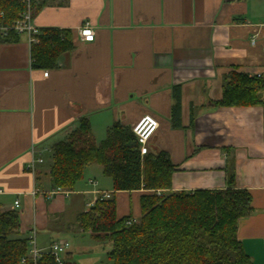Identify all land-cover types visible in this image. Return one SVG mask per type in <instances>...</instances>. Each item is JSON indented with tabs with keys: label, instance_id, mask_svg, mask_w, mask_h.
<instances>
[{
	"label": "crops",
	"instance_id": "crops-1",
	"mask_svg": "<svg viewBox=\"0 0 264 264\" xmlns=\"http://www.w3.org/2000/svg\"><path fill=\"white\" fill-rule=\"evenodd\" d=\"M86 22L96 32L91 43L79 36ZM34 23L41 33L70 32L73 49L39 70L26 35L0 38V211L19 200V236L35 227L43 251L73 236L64 260L100 264L110 247L98 253L100 242L66 226L100 193L115 195L119 219L139 220L150 191L115 192L101 167L89 165L74 191L53 194V148L82 117L98 145L115 123L132 129L150 114L160 123L151 152H166L175 169L169 192L248 191L253 213L237 235L253 264H264V104L214 105L235 68L249 77L264 70V0H48ZM33 148L44 159L34 173Z\"/></svg>",
	"mask_w": 264,
	"mask_h": 264
},
{
	"label": "trees",
	"instance_id": "trees-1",
	"mask_svg": "<svg viewBox=\"0 0 264 264\" xmlns=\"http://www.w3.org/2000/svg\"><path fill=\"white\" fill-rule=\"evenodd\" d=\"M47 1L32 0L34 15ZM24 10L21 0H0V26H12ZM17 39L14 32L4 38L6 42ZM72 49L70 32L43 30L39 43L31 48L32 66L53 69L58 58ZM263 93L264 81L235 68L224 78L223 97L214 105H262ZM52 160L49 174L55 189L74 191L85 168L97 165L112 180L115 192L150 191L141 197V216L132 225L127 224L132 217H117V199L112 194L109 199L99 197L66 226L69 233L109 242L111 264H253L237 235L240 220L253 213L250 193L241 189L169 192L175 171L169 155L156 150L142 157L129 126L115 123L97 145L90 119L82 117L69 139L54 146ZM19 229L17 210L0 211V264H21L28 255L29 241L19 236ZM38 264L57 263L44 254Z\"/></svg>",
	"mask_w": 264,
	"mask_h": 264
},
{
	"label": "built area",
	"instance_id": "built-area-1",
	"mask_svg": "<svg viewBox=\"0 0 264 264\" xmlns=\"http://www.w3.org/2000/svg\"><path fill=\"white\" fill-rule=\"evenodd\" d=\"M25 5V10L20 14L19 19L14 22V24L10 27L0 26V38H6L10 32H14L15 35H26L28 38L29 45L32 46L39 43V36L41 35L40 30L35 26L34 23V9L32 5V0H21ZM79 36L81 41L91 43L95 41L96 32L91 24V22H86L83 24L81 29L79 30ZM255 41L253 40L252 43ZM49 71L44 72V76L48 77ZM253 77H256L262 81H264V70L256 72ZM160 123L158 119L153 115H144L142 116L133 126L132 132L136 138V143L139 148L140 155L143 157L151 152L150 149V141L155 135V133L159 130ZM44 159L40 156L36 150L31 149V159L30 163L27 166V169L32 173L35 172L36 166L39 164H43ZM91 184L94 181H89ZM39 191L35 190L34 194L36 195ZM63 192L66 195H69V192H65L61 189H56L53 194ZM2 193V191H0ZM161 194L160 191L157 192ZM102 199H109L111 197V193H100L99 194ZM98 197V198H99ZM97 198V199H98ZM96 202V201H95ZM95 202L89 203L87 205L88 209L95 205ZM14 207L16 210L20 208L19 200H16L14 203ZM137 219H130L127 221L128 225H132L135 223ZM28 236V246L29 251L28 255L22 259L21 264H26L28 260H31L33 264H38L40 258L44 254H50L55 258L57 264H64V257L68 253L71 248V243L66 239H58L54 241L48 250L43 251L38 248L37 244V230L35 227H32L29 231Z\"/></svg>",
	"mask_w": 264,
	"mask_h": 264
},
{
	"label": "rangeland",
	"instance_id": "rangeland-1",
	"mask_svg": "<svg viewBox=\"0 0 264 264\" xmlns=\"http://www.w3.org/2000/svg\"><path fill=\"white\" fill-rule=\"evenodd\" d=\"M68 239L70 240L71 246L73 245V248H74L75 247V237L69 236ZM100 244H101L100 248H97V250H96V251H98V253H100V251L103 249L102 248L103 246L105 248H106V246H108L111 249V244L109 242L100 243ZM73 253H75V250ZM66 256H67V254L65 255V257ZM68 258H69V255H68ZM68 260H70V258ZM101 262H103V263H101ZM107 263H108V258L106 255H104L103 259H101V261H100V264H107Z\"/></svg>",
	"mask_w": 264,
	"mask_h": 264
}]
</instances>
